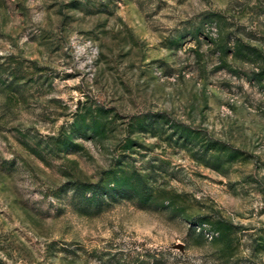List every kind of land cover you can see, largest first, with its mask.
Here are the masks:
<instances>
[{"label": "rangeland", "instance_id": "obj_1", "mask_svg": "<svg viewBox=\"0 0 264 264\" xmlns=\"http://www.w3.org/2000/svg\"><path fill=\"white\" fill-rule=\"evenodd\" d=\"M0 264H264V0H0Z\"/></svg>", "mask_w": 264, "mask_h": 264}, {"label": "trees", "instance_id": "obj_2", "mask_svg": "<svg viewBox=\"0 0 264 264\" xmlns=\"http://www.w3.org/2000/svg\"><path fill=\"white\" fill-rule=\"evenodd\" d=\"M80 187H81V190L83 192H89L90 191L92 198H95V197H97L99 199L103 198V193L101 192L100 187L84 185V184H81Z\"/></svg>", "mask_w": 264, "mask_h": 264}]
</instances>
